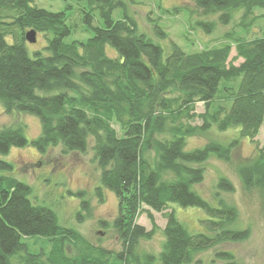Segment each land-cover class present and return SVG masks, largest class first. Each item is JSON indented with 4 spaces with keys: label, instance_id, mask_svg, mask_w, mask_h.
I'll return each instance as SVG.
<instances>
[{
    "label": "trees",
    "instance_id": "16d2710c",
    "mask_svg": "<svg viewBox=\"0 0 264 264\" xmlns=\"http://www.w3.org/2000/svg\"><path fill=\"white\" fill-rule=\"evenodd\" d=\"M72 1L51 11L30 0H0V104L6 114L34 115L40 123L39 135L30 140L19 124L0 128V153L29 145L39 153L52 146L63 153L90 147L100 171L93 195L103 200L108 189L117 199L116 216L98 223L113 230L120 246L108 249L60 225L50 205L29 199L27 183L0 174V264H190L200 251L246 239L250 229L238 223L233 203L220 195L215 207L193 188L204 178L200 163L211 153L228 160L239 139L185 146L188 137L213 124L222 131L239 126V137L251 140L264 128V31L246 36L264 20V0H192L195 9L149 0L158 14L147 16L148 25L154 38L168 39L165 48L139 27L130 10L138 0ZM180 12L189 28L207 34L217 23L233 26L216 42L185 51L159 21ZM192 13L201 18L191 19ZM72 19L89 33L86 39L67 40L77 25ZM30 29L43 38L37 48L26 40ZM182 36L191 38L187 31ZM197 102L205 105L201 114ZM195 117L200 125L189 123ZM10 168L0 160V169ZM237 173L243 188L258 190L264 201V150L257 148ZM218 186L233 190L223 176ZM72 193L82 206L88 201L85 190ZM170 203L202 209L209 232L189 231L173 209L165 211ZM149 209L165 211L157 253L138 250L156 228L136 222L147 212L153 223ZM26 238H33V246L40 239L45 244L31 253ZM216 254L222 264H243L229 250Z\"/></svg>",
    "mask_w": 264,
    "mask_h": 264
},
{
    "label": "rangeland",
    "instance_id": "374dc122",
    "mask_svg": "<svg viewBox=\"0 0 264 264\" xmlns=\"http://www.w3.org/2000/svg\"><path fill=\"white\" fill-rule=\"evenodd\" d=\"M31 4L51 11L64 10L72 0H30ZM133 3L130 10L141 29L152 36V40L159 43L164 48L168 39L154 38L148 25L147 16L155 18L158 11L152 5V1L138 0ZM163 7L180 5L195 9L192 0H161ZM260 13L259 10L255 11ZM74 16V15H73ZM72 16V17H73ZM75 17V16H74ZM73 17V18H74ZM201 18L197 13H192L191 19ZM238 17V14L235 18ZM76 28L72 31L67 40H84L89 33L81 31L79 20ZM167 32L169 38L178 42L185 51H192L198 48V43L211 44L216 42L222 32L231 29L232 23L225 26L217 23V29L210 34L203 32L200 28L188 27V18L183 13L173 16L162 15L159 19ZM237 30V29H236ZM187 31L185 38L182 33ZM264 31V20L258 19L249 33L248 38L258 36ZM192 39L194 43H192ZM43 43V38L36 33V42L29 43L31 48H37ZM109 49V48H108ZM110 50V49H109ZM113 53V51H111ZM114 54V53H113ZM235 52L232 49L229 59H232ZM241 62V59L234 61V64ZM205 110L202 102L195 104L196 114H201ZM201 119L195 117L190 120L191 125H200ZM19 124L23 127V133L27 140L36 138L40 133V123L36 116L13 112L6 114L0 104V128ZM115 127H117L115 125ZM240 127H232L227 130H219L213 124L205 133H198L187 138L186 150H191L196 146H201L208 139H213L226 144L231 139H239L230 151V158L223 160L217 158L214 153L207 161L200 163L204 167L203 181L194 185L204 198L209 200L215 207L219 206V197L227 199L236 206L238 211V223L250 229L249 236L240 241L223 242L200 251L196 254L195 260L190 264H222V258L217 256L221 250L231 251L237 260L243 264H264V201L258 190L247 191L243 188L237 173V167L257 152V148L264 150V128L261 126L257 135L251 140L249 137H239ZM0 160L11 164L10 169H0V174L8 175L19 181L27 183L31 187L29 199L32 202L50 205L56 212L58 223L65 227L76 229L91 242L98 243L108 249H119V240L110 227L101 226L99 220L111 222L117 214V199L114 193L108 189H103V200H99L93 195V187L100 185L99 168L93 157L90 147L84 152L70 151L63 153L60 147L52 146L44 153H39L32 146L12 147L6 154L0 153ZM223 176L229 179L233 190L227 192L218 186L219 178ZM72 190V191H70ZM85 190L87 199L82 206L81 197L72 192ZM173 209L178 220L191 232H209L207 222L209 218L206 213L197 207H182L176 203H170L165 211ZM156 212L149 209L153 217V223L149 219L147 212L140 214L136 222L146 230H151L153 224L155 230L150 239H143L139 244V252L157 253L161 249L163 240L162 229L165 226L166 218L164 212ZM81 215L78 220L77 214ZM103 232L101 235L99 232ZM33 238H26L24 241L29 244V251L35 253L39 246H44V240H38L36 246L32 245ZM71 252V251H69ZM160 264V263H156Z\"/></svg>",
    "mask_w": 264,
    "mask_h": 264
},
{
    "label": "water",
    "instance_id": "95a60500",
    "mask_svg": "<svg viewBox=\"0 0 264 264\" xmlns=\"http://www.w3.org/2000/svg\"><path fill=\"white\" fill-rule=\"evenodd\" d=\"M26 40L29 43H35L36 42V31L33 29H30L25 34ZM101 235L103 234L101 231L99 232Z\"/></svg>",
    "mask_w": 264,
    "mask_h": 264
}]
</instances>
